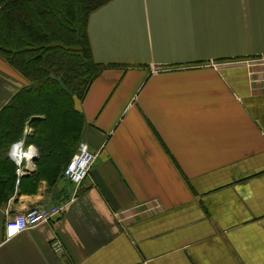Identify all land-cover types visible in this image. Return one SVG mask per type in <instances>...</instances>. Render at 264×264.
Instances as JSON below:
<instances>
[{
  "label": "crops",
  "instance_id": "1",
  "mask_svg": "<svg viewBox=\"0 0 264 264\" xmlns=\"http://www.w3.org/2000/svg\"><path fill=\"white\" fill-rule=\"evenodd\" d=\"M86 29L112 66L75 100L67 153L26 143L29 122L8 144L0 264H264V0H109ZM27 84L0 58V110ZM80 142L95 160L64 214L6 239L7 217L70 198Z\"/></svg>",
  "mask_w": 264,
  "mask_h": 264
},
{
  "label": "trees",
  "instance_id": "2",
  "mask_svg": "<svg viewBox=\"0 0 264 264\" xmlns=\"http://www.w3.org/2000/svg\"><path fill=\"white\" fill-rule=\"evenodd\" d=\"M108 1L0 0V58L28 81L0 110V201L12 181L4 176L5 150L27 122L34 134L25 141L40 153L64 155L66 137L81 131L74 102L112 66L93 59L86 29L90 13Z\"/></svg>",
  "mask_w": 264,
  "mask_h": 264
},
{
  "label": "built area",
  "instance_id": "3",
  "mask_svg": "<svg viewBox=\"0 0 264 264\" xmlns=\"http://www.w3.org/2000/svg\"><path fill=\"white\" fill-rule=\"evenodd\" d=\"M16 145L18 147H14ZM35 156V148L32 145H25L22 139L11 144L8 157L15 164L16 185L30 171ZM94 160L95 154L90 150L89 146L85 142H80L75 153L62 169V177L73 186V193L70 198L56 205L33 207L7 217L4 223L5 238L10 239L40 223L58 220L64 214L69 202L74 199ZM81 164L84 165L83 168H81ZM77 176L80 177L78 180L75 179ZM51 246L54 251H59L61 247L57 239L53 240Z\"/></svg>",
  "mask_w": 264,
  "mask_h": 264
},
{
  "label": "clouds",
  "instance_id": "4",
  "mask_svg": "<svg viewBox=\"0 0 264 264\" xmlns=\"http://www.w3.org/2000/svg\"><path fill=\"white\" fill-rule=\"evenodd\" d=\"M14 147H18V145L14 146ZM85 163H86V162H85ZM83 166H84V165L81 164V168H83ZM79 178H80L79 176L75 177V179H77V180H78Z\"/></svg>",
  "mask_w": 264,
  "mask_h": 264
},
{
  "label": "rangeland",
  "instance_id": "5",
  "mask_svg": "<svg viewBox=\"0 0 264 264\" xmlns=\"http://www.w3.org/2000/svg\"><path fill=\"white\" fill-rule=\"evenodd\" d=\"M77 149V148H76Z\"/></svg>",
  "mask_w": 264,
  "mask_h": 264
}]
</instances>
